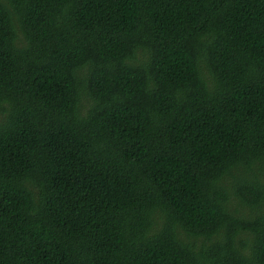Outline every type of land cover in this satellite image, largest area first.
<instances>
[{
    "label": "trees",
    "instance_id": "16d2710c",
    "mask_svg": "<svg viewBox=\"0 0 264 264\" xmlns=\"http://www.w3.org/2000/svg\"><path fill=\"white\" fill-rule=\"evenodd\" d=\"M0 264H264V0H0Z\"/></svg>",
    "mask_w": 264,
    "mask_h": 264
}]
</instances>
